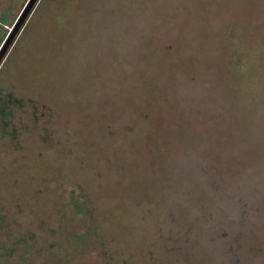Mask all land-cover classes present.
I'll return each mask as SVG.
<instances>
[{
    "label": "rangeland",
    "instance_id": "obj_1",
    "mask_svg": "<svg viewBox=\"0 0 264 264\" xmlns=\"http://www.w3.org/2000/svg\"><path fill=\"white\" fill-rule=\"evenodd\" d=\"M5 93L0 264H264V0H0Z\"/></svg>",
    "mask_w": 264,
    "mask_h": 264
},
{
    "label": "trees",
    "instance_id": "obj_2",
    "mask_svg": "<svg viewBox=\"0 0 264 264\" xmlns=\"http://www.w3.org/2000/svg\"><path fill=\"white\" fill-rule=\"evenodd\" d=\"M237 63V62H236ZM235 63V64H236ZM257 63V62H256ZM262 66V65H261ZM249 81V80H247ZM10 98V95H8V93H5V95H3V97L0 96V124L3 123V116H4V110L6 108H8V103H9V99ZM262 104V101H258V103L255 104V107H256V110L258 109L259 106H261ZM132 135H135V134H132ZM181 137L186 140L187 139V136L186 135H181ZM130 138V136L127 137V139ZM133 138V137H132ZM131 138V139H132ZM130 139V141H131ZM138 142L139 144V147H140V143L142 142V139H134ZM122 163V161H121ZM112 177V176H111ZM114 177V176H113ZM112 177V179H113ZM121 181V180H120ZM114 182L115 180H112L111 181V185L108 187V190H106V187L104 186V192L105 194L107 195V197H96L94 196V201L92 200V197H90L89 199H83L84 202L83 205L82 204H74L72 202V206L71 207V215H74L76 212H79V213H94V210L96 207H97V203H98V208L102 211V214L104 216H106L107 218V223H110V224H114L116 223L115 225L118 226V223L120 224H124L125 220H124V215H125V208L123 207L122 204H116L115 202V205H111V206H108L107 209H104V207L101 205V204H104V203H107L106 200L111 196V193L113 192V194H116L117 196L119 195L117 192L119 191V188H115L114 189ZM108 185V184H107ZM110 189L112 191H110ZM72 193H74V191H72ZM117 196H113V203L114 204V200L116 199ZM120 197V196H118ZM82 200V201H83ZM120 201V199H119ZM50 201L48 203V205L46 204L45 208H49L50 207ZM120 205V206H119ZM52 206V204H51ZM119 206V207H118ZM55 207V204L54 206ZM102 208V209H101ZM109 211V213H108ZM60 213L58 214V216L61 218V211H59ZM121 217V218H120ZM120 218V219H119ZM118 220H121V222H118ZM64 221V220H62ZM101 224V223H100ZM106 225L105 227H103V224H102V229L104 228H107L108 229V224H104ZM113 228V226H112ZM107 231V230H106ZM103 232V233H100V234H96V230L94 229V232H95V238L96 240L98 239L99 240V243L102 244V251L99 253L100 255V259H101V264H111V262H115V264H125V261L126 259L123 257L125 256L126 257V251H118L117 249H115V251L110 247V248H107L106 247V243L109 241V237H107L106 233ZM110 235H112V232L110 233ZM86 236V235H85ZM116 236V235H115ZM72 239H75V238H72ZM84 239V240H83ZM77 241H78V238H77ZM89 240H86L83 236L81 237V239L79 240L80 243H83V242H88ZM74 242V241H73ZM132 242H136V244L138 243L136 240H132ZM139 246V245H138Z\"/></svg>",
    "mask_w": 264,
    "mask_h": 264
}]
</instances>
